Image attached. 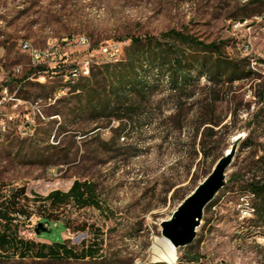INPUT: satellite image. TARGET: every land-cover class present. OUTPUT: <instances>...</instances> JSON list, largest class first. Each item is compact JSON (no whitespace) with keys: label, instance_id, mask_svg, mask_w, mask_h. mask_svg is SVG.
Masks as SVG:
<instances>
[{"label":"rangeland","instance_id":"obj_1","mask_svg":"<svg viewBox=\"0 0 264 264\" xmlns=\"http://www.w3.org/2000/svg\"><path fill=\"white\" fill-rule=\"evenodd\" d=\"M263 14L264 0H0V54L10 70L23 65L21 79L31 75L20 89L31 100V136L0 145V204L24 188L30 200L22 197L20 206L35 215L31 221L19 217L21 235L38 242L64 238L79 254L12 256L0 264H171L154 255L155 239L164 237L161 222L239 135L244 138L226 186L206 208L195 241L177 249L175 264H264V198L250 189L256 177L264 182V20L255 18ZM246 18L249 24L234 23ZM171 29L221 43L225 56L245 59L251 76L210 80L201 74L204 68L194 67L192 83L175 89L165 66L147 63L146 93L125 97L138 111L121 118L116 103L105 106V64L125 61L134 37L146 41ZM82 36L89 46L70 43ZM23 38L39 48L60 44L67 56L37 67L19 47ZM252 43L257 68L247 53ZM108 44L120 45L114 61L102 51ZM87 65L89 75L68 79L72 68ZM209 119L219 124H203ZM75 180L95 184L100 207L71 202L48 210L35 204L36 195L68 191ZM246 205L256 211L242 221ZM42 214L61 226L51 222L37 234ZM88 246L98 251L83 258Z\"/></svg>","mask_w":264,"mask_h":264},{"label":"trees","instance_id":"obj_2","mask_svg":"<svg viewBox=\"0 0 264 264\" xmlns=\"http://www.w3.org/2000/svg\"><path fill=\"white\" fill-rule=\"evenodd\" d=\"M259 0H251L254 3ZM143 47L142 49H140ZM212 54V55H211ZM157 64L166 67L167 75L173 88L183 89L193 81V68H204L201 74L208 76L210 80L228 77V81L251 76L252 71L247 69L245 59H233L224 55L222 44L217 41L205 42L190 33H185L176 29H171L162 33L160 36L146 38L134 37L129 53L125 61L108 62L104 66L102 75L109 82V88L105 89L107 93L105 106L111 102L116 103L118 110H123L119 116L121 118H134L138 108L129 106L125 103L127 94L138 91L140 94L146 93L148 89V72L144 64ZM94 75V73H93ZM89 76H84L88 78ZM79 89V88H76ZM92 95L86 97L87 102H92ZM264 99V96L262 97ZM219 124L213 119L204 120L203 124ZM209 132L214 133L212 126H207ZM250 189L257 192L260 198H264V185L258 182H251ZM23 198L30 200L26 190L20 189L11 195V200L6 204H0V258L26 257L35 258H73L79 254L68 246L62 239L61 242H38L21 235L19 223L23 222L19 217L24 216L30 219L35 215L28 212L24 206H20ZM20 201V202H19ZM38 208L59 207L74 202L79 207L98 206V194L95 184L91 181L75 180L68 191L53 190L47 196H38L34 198ZM41 222L49 226L54 222L56 226H61L59 221L53 220L48 215H40ZM64 227V226H63ZM65 228V227H64ZM36 230V228H35ZM46 230V231H48ZM44 232L41 231L40 234ZM96 246H88L82 250L83 258L94 256Z\"/></svg>","mask_w":264,"mask_h":264},{"label":"built area","instance_id":"obj_3","mask_svg":"<svg viewBox=\"0 0 264 264\" xmlns=\"http://www.w3.org/2000/svg\"><path fill=\"white\" fill-rule=\"evenodd\" d=\"M251 0H249L250 2ZM257 22L264 20V14L262 16L255 17ZM252 19H240L234 20L235 24H239V21H246L249 24ZM70 43H77L78 45L89 46L90 41L86 36H82L78 39L72 38ZM20 49L32 58L33 64L37 67H49L52 62H61L67 56V52L63 50V47L57 43H51L46 48H39L27 38H23L19 42ZM102 51L108 55L109 60H116V55L121 52L119 44H108L102 48ZM252 46L247 48V53L250 57L255 58V67L259 65V59L252 54ZM23 65L17 64L10 70L7 67L6 60L0 54V145L9 142L14 137H30L31 136V100L26 99L20 95V89L24 82L30 78L29 75L26 79H21L23 73ZM89 65L85 67H74L70 70L68 79L75 80L80 75H89ZM252 182H258L260 185H264L261 182V177H256V180ZM256 196H259L256 192ZM254 215L249 214L247 211L239 212L240 220L244 221L250 219ZM22 217V216H21ZM27 219L26 217H24ZM31 221V218L28 219ZM48 226V225H47ZM264 242V238H259Z\"/></svg>","mask_w":264,"mask_h":264},{"label":"water","instance_id":"obj_4","mask_svg":"<svg viewBox=\"0 0 264 264\" xmlns=\"http://www.w3.org/2000/svg\"><path fill=\"white\" fill-rule=\"evenodd\" d=\"M243 138V135L234 138L232 147L217 161L213 171L182 201L169 219L161 222L163 236L169 239L176 249L189 246L195 241L206 208L226 186L227 170ZM46 230L48 228L44 222L38 223L37 234Z\"/></svg>","mask_w":264,"mask_h":264},{"label":"bare ground","instance_id":"obj_5","mask_svg":"<svg viewBox=\"0 0 264 264\" xmlns=\"http://www.w3.org/2000/svg\"><path fill=\"white\" fill-rule=\"evenodd\" d=\"M252 195L256 197V192H254ZM243 211L254 213L256 211V208L255 206L253 207L250 205H246V207L243 208ZM154 255L157 261L163 260L171 264H175L178 258L177 249L172 244V242L165 237H157L155 239Z\"/></svg>","mask_w":264,"mask_h":264},{"label":"crops","instance_id":"obj_6","mask_svg":"<svg viewBox=\"0 0 264 264\" xmlns=\"http://www.w3.org/2000/svg\"><path fill=\"white\" fill-rule=\"evenodd\" d=\"M43 242H48V243H50V241H47V240H42Z\"/></svg>","mask_w":264,"mask_h":264}]
</instances>
